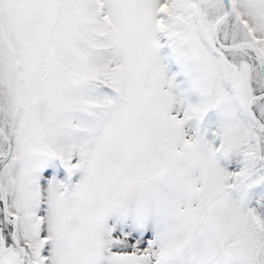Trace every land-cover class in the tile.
Here are the masks:
<instances>
[{
    "label": "snow or ice",
    "instance_id": "1",
    "mask_svg": "<svg viewBox=\"0 0 264 264\" xmlns=\"http://www.w3.org/2000/svg\"><path fill=\"white\" fill-rule=\"evenodd\" d=\"M0 264H264V0H0Z\"/></svg>",
    "mask_w": 264,
    "mask_h": 264
}]
</instances>
